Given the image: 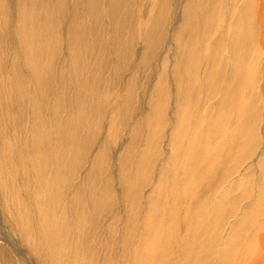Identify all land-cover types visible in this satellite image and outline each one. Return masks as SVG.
Here are the masks:
<instances>
[{"label": "rangeland", "instance_id": "rangeland-1", "mask_svg": "<svg viewBox=\"0 0 264 264\" xmlns=\"http://www.w3.org/2000/svg\"><path fill=\"white\" fill-rule=\"evenodd\" d=\"M13 1L17 2V0ZM44 1L46 0H37L39 3ZM111 1L104 0L101 3L99 6V19L95 23L89 18L85 21L88 26L93 23V26L96 27L93 33V36H95L92 37L93 42H95L92 43V47L96 51L90 49L87 52L88 46H86L82 53L84 56L86 55L87 64H89L87 71L96 81V85H93L99 96L96 105L92 106L89 102L80 105L81 100H79L78 94L82 89L81 85L84 84L79 86L76 82L72 83L74 81V71L70 67L71 52L68 41L71 29L77 19L75 17L78 15V0H65L63 2L61 0H51V13L55 23L53 21L50 27L47 26V30L51 31L52 38L55 36L59 40L58 45L51 44L50 48L47 47L49 50L47 57L52 54L50 51L55 54L52 55L55 57L52 59L54 65L51 66L52 70L49 73L51 81L47 98L52 104L55 96L61 91V107L63 106V108L71 111L80 106L81 114H79L78 121L85 126L80 132V143L74 154L73 165L75 166L76 176L73 183L82 184L84 182L85 184V179L92 171L95 173V178H91V186L88 185V188L83 186L81 189L82 194L79 205H84V211L87 215V219L84 221V229L78 227L76 232L73 233L77 238L84 233L87 242L93 246L91 251H86L87 262L98 264L99 257L103 256L100 258L102 260L105 254L111 256L112 252L118 253L117 255L122 259L120 253L124 245L122 241L127 239L126 248L130 250L133 248L132 241L140 239L141 224H147L148 228L154 222V217L148 212L150 203L148 196L157 182L163 165L166 166L170 155L173 153L171 133L176 124V114L180 106L179 100L182 96L184 97V93H181L179 88V75L176 71V67H180L181 73L189 83V87H185L188 90L185 94L187 101L184 106L185 120L181 134V151H178L176 159L170 162L165 169L167 175L163 191L165 196L164 212L167 213L172 204L178 203L179 208L175 213L174 223L170 226L173 227V232L175 231L176 235L179 236L187 234L188 213L193 211L195 206V223H192L194 229L192 228V232H190L191 239L189 241H194L203 233L205 222L207 227L203 238H209V242L216 245V249L212 248L207 253L206 264H217L214 257L217 250L225 247L226 241L232 242V245L229 247L224 264H264V197H261L260 190V185L264 186V161L261 157V153L264 151V49L258 48L255 42V44L253 41L249 43L246 39V45L243 46V50H246L247 53L246 58L243 59L245 75L239 88L231 93L232 99L230 100H232V104L225 110L227 116L226 122H223L220 120V116H218L219 118L216 117L217 113L220 115L224 108L218 112L215 109L221 103V95L217 90L212 91L211 81L213 82V79H209L208 84H202L199 81V77L205 75V62L208 52L213 51L212 60H216L215 58H218L219 54L223 57L225 55L229 56L226 38L223 37L218 40L215 38L216 29H224L223 24H220L222 18L219 4L215 3L213 10L210 12L213 13L210 32L203 38L204 35L199 32L198 26H195L192 30L190 22L183 30H180L184 20L187 0H169L171 2L162 5L163 8L158 14L160 24L166 28V33L162 34L164 29L161 25H157L151 43H148L146 37L149 25L146 22L152 13L153 4L155 5L157 0H120L121 6L123 5L120 14L124 12L122 15L124 22L121 47H123L125 53L118 57L109 49L111 38L109 33L106 34L109 21L107 12L111 10V7L109 8ZM16 6V4L13 6L14 14ZM229 6L230 8H228ZM223 7L224 21L231 9V3L228 2L225 6L223 4ZM166 11L171 12L167 13ZM85 13L84 8H81L79 13L80 22L85 20ZM173 15H175L174 18ZM44 18L45 16L41 12L40 19L44 20ZM246 27L247 31H250V24ZM100 29L101 34L99 33ZM179 35L180 39H177ZM190 38H193L195 43L200 42L202 47L189 56L187 50L181 49V41L187 42ZM103 45L106 48L102 49L101 46ZM11 46L12 44L7 54L13 53ZM179 60L182 62L180 66L177 65ZM211 67L213 68L211 72L215 73L217 70L215 64ZM227 69H229L228 75H230L233 69L228 65L224 70L227 71ZM218 70L222 71V69ZM131 79L134 81L131 82ZM90 88L84 85L82 90L86 94ZM154 88L157 90V102L163 108L158 107L157 113L149 119L148 115L152 108L151 94L155 91ZM127 92H131V95L128 97L127 102H124L121 97L123 98ZM245 93L247 96L244 95ZM158 94L160 96L165 95V97H160ZM210 107L211 111H209ZM66 115L64 116L65 119ZM206 116L212 118V120L215 119L214 122H221L232 131L238 124L239 119H244L243 123L247 129L243 133L244 138L242 136V141L239 144L221 131L210 138V148L207 149L205 144L197 145L201 166H204L205 170L191 191L189 190L190 186H187L184 180H180L186 179L187 176L181 173L183 177H179L177 163L188 155L186 144L194 138L198 139L200 137L201 131L207 125V122H205L207 120H204ZM1 125L2 122L0 121ZM135 128L138 129L137 137H133L132 134ZM218 128L221 129L223 126L219 125ZM133 138L135 139L132 143ZM142 147L145 148L150 163L148 166H144L139 175L140 177L137 178L134 177L132 169L138 162L137 158ZM126 154L128 168L131 167L132 174L130 177L133 186L135 188L138 186L140 189L136 191V198L133 195V199L135 198L137 203L134 208L128 199H124V187L121 183V159ZM97 156L100 160H97ZM94 161L97 162L96 170L93 167ZM229 175L237 178V182L231 183L230 181L229 184L228 180L225 184H222L226 177L230 179ZM175 180H179L176 185L179 188L181 187V195L176 196V199L171 201L167 197L168 193L176 187L171 191L168 188L172 187ZM192 181L188 182L191 183ZM0 183L3 182L0 181ZM93 189L99 192L101 200L94 202ZM216 189H218L216 195L212 198ZM2 190L3 188L0 186V231L2 233H4L3 230L6 231L13 242L16 245L18 244V248H22L26 254V264H49L44 250L41 249L40 251L43 255H39L37 252L34 254L29 246L23 245L19 234L11 225L10 216L5 210ZM221 190H226V197L221 213H219V210L215 209V204ZM188 193L192 194V199H185ZM22 197H24L23 194ZM201 204L205 206H201ZM247 205L250 206L249 211L245 212L243 210ZM188 207L189 210H187ZM204 212L207 215H204ZM27 213L28 215L31 214L29 215L31 227L35 228V210L30 204ZM69 220L70 217L67 215L66 222ZM190 220L192 222L191 217ZM128 221L132 224L130 230L129 228L126 229ZM171 221H173L172 217L167 216V222ZM235 221H241V223L238 230L231 235L230 225ZM259 222H261L260 227L258 226ZM1 232L0 235L2 236ZM124 233L131 239L127 236L125 238ZM76 237L74 242L77 240ZM69 238L70 234L67 239ZM73 238L66 241L73 242ZM0 244H4L2 239H0ZM167 244L173 252L177 250L174 240L167 242ZM199 245L200 242L196 246L199 248ZM189 246L190 243L189 245L188 243L183 245L184 248H189ZM9 251L8 257H0V264H24L11 250ZM162 253L166 257L165 253L167 252L162 249ZM125 260L129 261V258ZM165 261L164 264H174V261L170 263L172 260H169V258ZM80 262L82 264L84 261L80 260ZM63 263H66L65 259ZM141 264L148 263L145 261Z\"/></svg>", "mask_w": 264, "mask_h": 264}, {"label": "bare ground", "instance_id": "bare-ground-1", "mask_svg": "<svg viewBox=\"0 0 264 264\" xmlns=\"http://www.w3.org/2000/svg\"><path fill=\"white\" fill-rule=\"evenodd\" d=\"M61 1L63 2L65 0ZM103 1L104 0H78V15L75 17L77 19L71 29L68 41L69 50L71 52L70 67L74 71V81L72 83L76 82L79 86L84 84L86 87H91L85 94L82 90L84 89V85H81L82 89L78 94V98L81 100L80 105L89 102L93 106L97 104V100L99 99L98 93L96 92L97 89L93 86L94 84L96 85V81L94 77L88 73L87 69H89V64H87L86 55L84 56L82 53L86 46H88L86 49L87 52L90 49L96 51V49L92 47V43H95L92 37L95 36H93V33L94 30H96L93 23L99 19V6ZM119 1L120 0H112L110 3L109 8L111 7V10L107 12L109 21L106 34L109 33V37L111 38L110 41L108 40L111 42L109 49L114 52L115 56L121 57L125 53L123 47H121V34L124 22L122 15L124 12L120 14L123 5L121 6ZM167 2L169 3L171 1L157 0V3L155 5L153 4L152 13L146 22L147 25H149L147 27L146 37L148 43H151L156 26L161 25L159 20L160 16H158V14L163 8L162 5ZM228 2L231 3V9L228 15L226 14L227 19L225 18L223 21V15H225L223 4L225 6ZM215 3H218L221 8L222 20H220V24H223L224 27V29H216L215 38L217 40L223 37L226 38L229 56L225 55L223 57L219 54L218 58H215L216 60H212L213 51L208 52L205 62V75L200 76L199 81L202 84H208L209 79H213V82L211 81L212 91L215 92L217 90L221 95V103L215 109L218 112L220 109L224 108L223 112L220 115L217 113L216 117L220 116V120L226 122L227 114L225 110L232 104V100H230L232 99L231 93L239 88L245 75L243 59L246 58L247 53L246 50H243V46L246 45V39H248L249 43L253 41L258 48L264 49V0H187L184 20L182 26H180V30H183L190 22L191 29L194 30V27L198 26V30L204 35V38L210 32V25L213 19V13L210 12L213 10ZM15 4L17 6L14 14L13 6H15ZM81 8H84L86 12L83 22H80L79 13ZM228 8H230V6ZM51 11V0H46L42 3L37 2V0H17V2L13 0H0V103L2 104V107L0 104V121L2 122L0 126V181L3 182L0 183V186L3 188L2 198L5 201V210L8 216H10L11 225L19 234L23 245L29 246L34 254L37 252L39 255H43L40 251L41 249L44 250L49 264H62L64 259L66 260L65 264H80V260L84 261V264H89L86 258V251H91L93 246L87 242L84 233L82 236L79 235L78 238L73 233L76 232L78 227L84 229V221L87 219V215L84 211V205H79L82 194L81 189L83 186L85 188H88V185L91 186V178H95V173L92 171L85 179V184L84 182H82V184L73 183L74 177L76 176L75 166L73 165V161L75 160L74 154L80 143V132L82 128L85 127L78 121L79 114H81V107L78 106L76 110L72 109L71 111H68L67 108H63V106L61 107V91L55 96L54 103L51 104L47 98L51 81L49 73L52 70L51 66L54 65L52 59L55 57L52 56L55 55L52 51H50L52 54L47 57L49 51L47 47L51 44H59V40L56 39L55 36L52 38L51 31L47 30V26L50 27L53 21L55 23ZM41 12L45 16L44 20L40 19ZM119 16L121 17L120 20ZM174 17L175 15H173V18ZM88 18L93 22L90 23L92 25L91 27L90 24L88 26L85 22ZM248 24H250V31L246 29V25ZM162 28L164 29L162 34H165L166 28H164V26H162ZM97 33L96 37L98 38ZM99 33H102L101 29ZM177 39H180V35L177 36ZM213 40L216 41L215 39ZM11 44L13 53L7 54ZM201 47L202 44H200V42L195 43L193 38H190L187 42L181 41V49H184V51L187 50L189 56L197 52ZM101 48L104 49L106 47L103 45ZM181 63V60H179L177 65L180 66ZM214 64L217 70L215 73H212L211 69L213 68L211 66ZM227 65L231 66V69H233L230 75H228L229 69H227V71L224 70ZM176 69L179 75V88L181 93H184V97L182 96L181 100H179L180 106L176 114V124L171 133L173 153L170 155L166 166H169V163L176 159L178 151H181V134L183 132L185 120L184 106L187 101L185 94L188 90L185 87H189V83H187L186 77L181 73L182 70H180V67H176ZM218 69H222V71ZM133 81L134 80L131 79V82ZM130 95L131 92L125 93L123 98L121 97L122 101L127 102ZM244 95L247 96L246 93ZM162 96L165 97V95ZM151 106V112L148 115L149 119L157 113L158 107L163 108V106H159L157 102L156 89L151 94ZM211 110L210 107L209 111ZM209 111L208 113L210 114ZM65 115L66 119L64 117ZM205 119L207 120L205 121L207 125L201 131L200 137L198 139L194 138L191 142L186 144L188 155L177 163V166H180L179 168L177 167L179 177H181L182 174H186L187 176L186 179L180 180H184L187 186H190L189 190L191 191L194 185L197 184V181H199V177L204 174L205 170V167L201 166V159H199L200 157L198 156L199 148L197 145L205 144L207 149L210 148V138L215 134H219L221 131L224 132V135H229L231 139L233 138L234 141L239 144L242 141L243 133L246 132L247 129L243 123L244 119H239L233 131L224 124H221V122H214L215 119L212 120V118L210 119L207 116L204 120ZM219 125H222L223 128H218ZM134 130L135 131L132 133L133 137H137L138 129L135 128ZM134 139L135 138L132 139V143ZM157 147L159 148V146ZM126 156L127 154L121 159V183L124 187V199H128L134 208L137 205L135 202L136 191L140 189L138 186H136V188L133 186L130 177L132 174L131 167L129 166L130 168H128V158ZM261 157L264 161V151H262ZM97 160H100L99 156H97ZM137 161V164L134 165L132 170L134 172V177L138 178L144 166L146 167L150 163V158L147 156L144 147L141 148ZM93 164L96 170L97 162L94 161ZM182 164H184V166H182ZM164 165L155 186L148 196L150 201L148 212L154 217V222L151 224L152 226L149 225L147 228V224H141L142 231L140 239H134L132 241L131 244L133 248L130 250L126 248L127 239L122 241L124 242L122 246L123 249L120 252L122 254V259L117 255L118 253L112 252L111 256L105 254L102 260L100 258L103 256L99 257L98 264H141V262L145 261L148 264H164L167 258L172 260L170 263L174 261V264H206L207 253H209L212 248L216 249V245H212V242H209V238H203L207 227V223L205 222L203 233L200 234L198 238L194 239V241H189L191 239L190 232H192L193 224L195 223V206L193 207V211L188 213L189 219H187L188 224L186 226L187 234L179 236L176 235L177 233L175 231L173 232V227L170 226L174 223V216L177 208H179L178 203L175 202L170 206L167 213L164 212L165 196L163 195V191L167 175L165 172L166 166ZM231 175H229L230 179L226 177L222 181V184H225L228 180V183L230 181L231 183H236L238 179ZM188 181L192 182L189 183ZM178 182L179 180H175L172 187H167L170 191L176 187L172 190L174 191L173 193L172 191L168 193L167 197L171 201L176 199V196L181 195V187L179 188L178 185H176ZM217 190L218 189L214 190L212 198L216 195ZM260 190L261 197L263 198V185H260ZM22 194L24 197H22ZM93 195L94 202L101 200L99 192H96L95 189H93ZM133 195L135 196L134 199ZM191 195V193L186 194L185 199H192ZM225 197L226 190H221L218 195L217 203L215 204V209H217V211L219 210V213H221V209L223 208ZM29 204L32 205L35 210V228L31 227L29 216L31 214L29 213L28 215L27 213ZM201 206L205 205L201 204ZM249 207L250 206L247 205L243 211L248 212ZM187 210H189V207ZM83 211L84 213L80 215ZM67 215L70 217L68 222H66ZM169 215L173 219L171 222H167V216ZM204 215L207 214L204 212ZM190 217L192 218V222ZM241 221L231 223V235L238 230ZM260 225L261 222H259L258 226L260 227ZM128 228L129 230L132 228V224L129 221L126 226V229ZM3 232L4 233L1 232L2 236L0 235V239H2L4 243L0 244V257H8L9 250H11L17 258L21 259L23 263L26 264V254L22 248H18V244L16 245V243L13 242L6 231L3 230ZM69 234L71 239L74 237L73 242L66 241L70 239H67ZM126 236L125 234V238ZM75 237L77 239L76 242H74ZM127 238L131 239V237L128 236ZM172 240H174L175 246L177 245V250L175 252H173L167 244V242ZM199 242L200 245L198 248L196 245L199 244ZM251 242L252 240L250 243ZM184 243H188V245L190 243L189 248H184ZM230 245H232V242L226 241L225 247L217 250V254L214 257L217 264L225 263ZM162 249L167 252L165 253L167 258L164 256V253H162ZM168 251H172L173 253ZM126 258H129V261L125 260ZM93 264H96V262Z\"/></svg>", "mask_w": 264, "mask_h": 264}]
</instances>
